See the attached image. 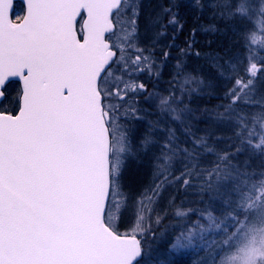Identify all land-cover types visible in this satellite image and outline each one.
I'll return each instance as SVG.
<instances>
[{
	"label": "snow or ice",
	"instance_id": "obj_1",
	"mask_svg": "<svg viewBox=\"0 0 264 264\" xmlns=\"http://www.w3.org/2000/svg\"><path fill=\"white\" fill-rule=\"evenodd\" d=\"M192 6L239 53L212 109L181 0H0V264H264V0Z\"/></svg>",
	"mask_w": 264,
	"mask_h": 264
},
{
	"label": "trees",
	"instance_id": "obj_2",
	"mask_svg": "<svg viewBox=\"0 0 264 264\" xmlns=\"http://www.w3.org/2000/svg\"><path fill=\"white\" fill-rule=\"evenodd\" d=\"M184 20L183 34L188 36V41L191 40V33L195 30V44L189 50L191 54L186 58V63L190 68L202 70L204 76L208 77L212 87L204 90L201 95L195 99V103L192 107H199L201 109H212L215 106L224 104L226 101L223 99L224 89L228 86L231 68L233 61L239 58V53L232 47V36L226 30L221 28L218 32L207 31L208 17L205 16L203 19L198 16L196 23L192 21V10L190 14L186 15ZM188 31V34L186 33ZM183 35V36H184ZM174 49H172V52ZM199 52L198 57H194V54ZM220 57L223 68L220 72L223 75L217 73L214 68L213 58ZM232 57V60H229ZM223 111V109H220ZM200 117L199 123L194 124V131H198L199 135H204V130L212 131L208 123L203 121L208 119L206 113L197 112ZM225 133L217 130V135H224ZM209 159H214L210 157ZM248 162L252 164L253 168L259 169L261 165L260 159L257 157L254 160H249L248 156H241L239 158L240 163ZM152 174L147 167H139L135 164L130 168L126 183L130 189L135 192L143 191L152 182ZM189 199H195V197H189ZM166 206V202H165ZM170 223L175 224V221ZM127 224V221H125ZM195 257H189L187 255H180L175 257L176 264H192V260Z\"/></svg>",
	"mask_w": 264,
	"mask_h": 264
},
{
	"label": "rangeland",
	"instance_id": "obj_3",
	"mask_svg": "<svg viewBox=\"0 0 264 264\" xmlns=\"http://www.w3.org/2000/svg\"><path fill=\"white\" fill-rule=\"evenodd\" d=\"M164 3V0H144L145 4V21L147 22L150 18L156 16L157 14H160V6L161 4ZM181 5H182V11H181V16L183 19L181 20V23L183 24V21L186 20V15L190 14V11L192 10V21L193 23H196L198 20L199 14L194 11V7L192 6V0H181ZM20 5L17 6L19 8ZM184 12H187V14H184ZM188 34V31H186ZM180 34L178 38L175 41V44L178 48H185L187 45L185 44V41H188V36ZM192 39V38H191ZM170 43V41L167 38H164L161 41V46ZM190 50V49H189ZM173 55L177 54L176 49L174 48V51L172 52ZM191 53V52H190ZM192 56V54H191ZM194 57H198L197 55L194 54ZM127 221V220H126Z\"/></svg>",
	"mask_w": 264,
	"mask_h": 264
},
{
	"label": "bare ground",
	"instance_id": "obj_4",
	"mask_svg": "<svg viewBox=\"0 0 264 264\" xmlns=\"http://www.w3.org/2000/svg\"><path fill=\"white\" fill-rule=\"evenodd\" d=\"M184 14H187V12H184Z\"/></svg>",
	"mask_w": 264,
	"mask_h": 264
}]
</instances>
